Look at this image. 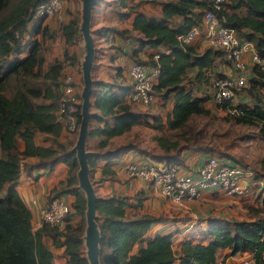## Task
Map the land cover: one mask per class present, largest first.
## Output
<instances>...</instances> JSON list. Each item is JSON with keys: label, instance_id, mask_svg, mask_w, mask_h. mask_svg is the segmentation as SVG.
Returning a JSON list of instances; mask_svg holds the SVG:
<instances>
[{"label": "trees", "instance_id": "16d2710c", "mask_svg": "<svg viewBox=\"0 0 264 264\" xmlns=\"http://www.w3.org/2000/svg\"><path fill=\"white\" fill-rule=\"evenodd\" d=\"M40 1L0 0V191L4 183L15 180L22 166L50 169L54 162L63 161L68 167L66 178L61 185L50 188L49 197L68 192L73 199L62 225L43 223L32 228L30 210L13 185L0 192V264H54L53 254L42 234L53 246H62L65 264H87L81 235L85 195L76 185L77 159L74 149H66L55 139L63 125L67 128L63 118L57 116L62 67L64 63H77L78 66L79 62L74 53L64 49L61 59L53 58L43 65L40 42L51 33L42 23V16H33L34 7ZM140 1L104 0L106 8H115L121 17L132 11L134 14L129 28L101 27L121 35L135 33L141 45L163 44L168 48L147 60L158 67L157 80L152 84L153 93L159 97L162 106L166 101L171 102L164 117L165 129H161L163 125L155 116L150 123L159 130L151 135V139L161 149L160 154H155L158 157L151 159L180 162L178 150L181 148L213 149L203 141L206 136L204 124L194 127L189 122L194 116H213L212 110L204 104L208 99L217 108L225 110L224 114L218 115L220 120L255 126L257 136L264 138V68L253 62L248 86L245 82L236 90L237 99L240 90L246 86L250 102L234 101V97L216 103L210 95L192 93L187 82L192 77L196 81H207L210 75H225L214 69L217 57L226 58L223 51L210 44L197 51L191 43H180L176 38L177 33L190 25L199 24L203 11L208 9L224 26L230 27L238 39L251 42L264 58V0H148L159 4L156 14L137 10ZM32 17L35 19L30 24ZM79 20L77 12L59 22L64 42L73 43L80 34ZM23 50L25 53L20 54ZM112 85L111 81L92 78L89 95L84 145L89 150L86 155L89 177L96 162L103 159L98 179L113 177L111 164L122 152L130 149L146 152L145 147L133 138L114 145L110 143L111 136L128 132L132 125L149 123L145 115L141 119L132 109L125 95L127 91L116 93L111 90ZM76 97L79 99L75 110L78 124L80 96L77 91ZM36 131L49 134L55 145L36 143L33 138ZM27 156L37 159L25 161ZM258 163L264 173V151ZM95 195L99 264H212L221 250L225 256L247 253L244 262L230 260L227 264H264V189L259 204L248 205L249 217L211 216L201 235L183 238L177 249L172 246L170 231L147 234L151 223L159 220L161 215L126 210L139 206L140 197L131 201L128 195ZM73 214L79 219H74Z\"/></svg>", "mask_w": 264, "mask_h": 264}, {"label": "crops", "instance_id": "0c3cea01", "mask_svg": "<svg viewBox=\"0 0 264 264\" xmlns=\"http://www.w3.org/2000/svg\"><path fill=\"white\" fill-rule=\"evenodd\" d=\"M66 2L67 3H65L64 5L65 6L64 20L70 17V15L74 14V11H72L74 4L73 0H68ZM103 7H106L104 5V0H96L90 15V18L92 17V14L97 15L96 19H94L95 21L94 24H96L94 27L97 28V31L95 30V32H93L94 34L93 33L91 34L94 45L93 59L90 68L91 78L93 79L99 78L105 81H111L113 83V85L111 86L112 91L116 93H122L123 91H127L125 94L127 95L129 89L131 88V79L126 73V66L128 65V63L132 60H136L137 58L146 66L148 70H151L154 65H151L147 60L150 57H155L156 56L155 54H157L158 52L168 51V48L163 44H157L155 46H151L148 44L141 45L134 36L135 33L128 35L125 34L121 35L116 31L110 30L111 27L129 28L134 12L132 11L128 13L126 16L121 17L117 13L115 8H111L110 9L111 14L105 16L104 14L103 15L100 14L105 12V9ZM136 9L146 13L156 14L159 10V4L149 2L148 0H142L137 5ZM95 10H99L97 11L98 13L97 12L94 13ZM101 18L102 21L99 22ZM34 19L35 18L32 17L29 23L31 24L32 20ZM41 19H42V23L47 25L48 30H50V28L54 29L53 32H51V34L52 33L54 34V32H56L57 34L55 35V37L58 39L54 41L56 45L53 53L48 57H44L45 58L44 63H46L47 61L53 58L61 59L64 49H67L69 53H74L78 58L77 50L73 49L74 46L73 43L64 42L62 33L60 32L59 21H57L51 16H44L43 18L41 17ZM101 26L102 27L107 26L110 29L105 30L102 29ZM99 28L100 30H98ZM36 37L37 38L40 37L38 33L36 34ZM195 38L196 40L192 44L195 50L201 51L204 47L209 45L202 33L196 35ZM43 41H45V37L43 38ZM24 53H25L24 50L20 52V54H24ZM243 59L245 61L246 67L248 66L247 63H249V66L252 65L253 62L250 57L249 49L244 50ZM228 63L229 62L227 61L226 58L222 59L217 57L214 61V69H216L217 71H221L222 74L231 75L232 70L230 64ZM70 65L72 64L64 63L61 74L70 73L74 79L75 75L73 74L74 73L73 69L69 68ZM76 66L77 63L74 64V67ZM261 67L264 68V64ZM188 72L189 74H191V70H189ZM157 77H158V72L153 78V83L157 80ZM211 78L212 76L210 75L207 81H202V80L196 81V79L192 77L191 80L188 81L187 83L190 85V90L192 93L196 95L206 94L209 96L211 91V87H210ZM77 82H78L77 80H74L75 83L74 85L76 91L78 92L80 91V85ZM155 98L156 95L153 93L152 100L150 101V103H152V101H154ZM160 103L161 101H159V104ZM168 103L170 108L171 102ZM131 107L132 109H134V111L140 114L141 119L145 117L146 121L149 122L145 125L143 124V126L146 128L145 131L149 132L148 141H150V145L146 147V152H139L137 150L130 149L122 152L118 157H116L111 164V167L114 170L113 177L105 176L99 179L97 178L100 174V164L103 162V159L98 160L96 162L95 168L90 173L91 183L94 189V193L97 195L98 194L128 195L130 196L131 201H134L137 197L138 198L140 197L141 204L139 206H137L136 208L128 207L126 210L129 211V213L134 212V213H149L152 215H161V218L159 220H155L151 223L147 231V234L151 235L155 232L162 233V232L170 231L172 235L171 240L172 242L177 244L178 247L179 241L182 240L183 238L189 237L190 235L196 238L197 236L201 235L202 233L201 230L205 228L207 220L203 225L197 226V228L196 227L191 228L190 223H187L184 224L182 228L176 229V227L178 226V222L174 220L170 221V219H166L167 218L166 215L168 214L166 210H167V206H169L168 208L170 210V208H172L173 206V203L175 207V204L177 205L178 202L170 201L168 198L158 193L150 183L144 181L143 179L137 176H129L126 174V172L124 171V165L126 163L130 161L142 162L151 159L153 156L158 157L155 154L161 153V149H159L158 146L155 144L154 140L151 139V135L159 132V130H157L156 127L150 124L154 116L160 119L163 125L161 129L162 130L165 129V124H164L165 115L164 117H161L159 114L154 113V111L152 112L144 111L141 108V105L137 103H131ZM169 108H167V110H169ZM134 126H137V124L132 125L129 130H132ZM138 126H142V125H138ZM73 133H74L73 130H69L65 127V125H63L60 128L59 133L55 136V139L56 141L61 142L66 149L67 148L69 149L72 148L75 141L74 140L75 137ZM112 137H114V135L111 136L109 139L111 140ZM33 138L34 141L39 144H50V143L54 144V140L50 137L49 134L45 132L36 131ZM146 140L147 139H141L139 145L145 147V145L142 144V141H146ZM178 154L181 160L180 163H182L185 167L189 169H194L201 163V161L208 154H214V153H212L211 151H206L203 149H198L190 146L179 149ZM214 155L224 163H239L223 155H216V154ZM36 159L37 158L34 156H27L25 157L24 160L32 162ZM239 164L248 166V168L250 169L251 177L256 179L259 178L264 179V173L259 168L255 169L247 165L246 163H239ZM67 168H68L67 165L63 161L54 162L50 169L40 167L37 165L33 167L22 166L19 169L18 175L16 176L15 180L10 183L9 182L4 183L0 192H3L7 186L12 184L13 188L17 191L22 201L30 210L32 228H38L40 227V224H37L35 222V219L38 218L40 209L50 198L49 190L50 188L54 186H59L64 182V178L67 173ZM254 182H255L254 190L249 191L248 194L246 195H232L222 190L211 189V188L203 189L200 191V193L202 192L216 193L217 195L230 196L236 200H243V201H249L250 203H254L263 194V185H262L263 182H256V181ZM57 196L62 198L67 203L70 209V205L73 199L72 195L68 192H59ZM72 216L74 217V219L79 218V216L76 214H73ZM168 223L171 224L172 226L168 227L166 230H162L161 227L165 226ZM188 228L191 229L188 230ZM42 237L45 240L49 249L51 250L52 254L54 253V251L57 250L59 257H62L64 260L65 257L64 254L62 253V246H53L48 239L46 240L45 235L42 234ZM235 255H238V253L233 254L231 256L233 257ZM53 257H55V255Z\"/></svg>", "mask_w": 264, "mask_h": 264}, {"label": "built area", "instance_id": "2783aa9c", "mask_svg": "<svg viewBox=\"0 0 264 264\" xmlns=\"http://www.w3.org/2000/svg\"><path fill=\"white\" fill-rule=\"evenodd\" d=\"M215 2L218 0H214ZM34 17L52 16L57 21L63 19L61 0H42L34 7ZM202 33L208 44L220 48L231 62V75L214 76L210 82V98L220 103L223 100H233L237 88L245 84L246 64L243 52L250 51L252 62L260 66L264 58L253 48L251 42L240 40L230 27L224 26L215 14L205 9L199 24L190 25L185 31L176 34L180 43H190L196 35ZM156 55V54H155ZM158 67L148 70L139 60H132L126 66V73L131 79V88L127 98L131 103L148 105L152 100L153 78ZM70 73H63L60 94L57 103V116L66 122L67 129L76 130V88ZM124 171L129 176H137L150 183L155 190L173 202L194 197L206 188L219 189L232 195H246L254 190L256 182L264 179L253 178L250 169L239 163H224L214 154H208L194 169L185 167L180 162L167 160L130 161L124 165ZM68 210L67 203L58 196H51L39 211L37 224L48 226L62 225ZM243 262L245 258L241 259Z\"/></svg>", "mask_w": 264, "mask_h": 264}, {"label": "rangeland", "instance_id": "374dc122", "mask_svg": "<svg viewBox=\"0 0 264 264\" xmlns=\"http://www.w3.org/2000/svg\"><path fill=\"white\" fill-rule=\"evenodd\" d=\"M68 0H61V12H63V16L65 13V3ZM73 9L74 14L78 12V16L80 19V1L79 0H73ZM105 12L100 13L101 15H109L111 14V8H106ZM97 9V8H96ZM99 10H95L94 13H96ZM98 13V12H97ZM73 14V15H74ZM52 17V16H51ZM97 15L92 14V17L90 18V29L92 33L94 32V27L96 24L92 23V20L96 19ZM54 18V17H53ZM55 19V18H54ZM102 21V18L99 20V22ZM53 28H50L48 30L50 33L53 32ZM48 32V33H49ZM57 33L54 32L50 36L45 37V41L40 42L39 51H41L44 55V57L50 56L54 49L56 43H54L55 40H58L55 35ZM94 34V33H93ZM196 38L191 40V44L194 43ZM73 49L77 50V56L79 58V61L81 62L83 53H84V47H83V39L81 36V33L78 34L75 37V40L73 42ZM69 49V48H68ZM70 50V49H69ZM71 51V50H70ZM225 56V55H224ZM77 58V61H78ZM45 59V58H44ZM223 59V58H222ZM78 61V62H79ZM229 61V60H228ZM230 63V62H229ZM228 63V64H229ZM248 66L246 67V86H248V75L250 73V66L249 63H247ZM43 65L44 61H43ZM231 66V63H230ZM70 69H73V74L75 75L74 80H77L80 85V88L82 86V79H81V69L80 64L78 66L74 67V65L69 66ZM231 70L233 73V69L231 66ZM69 72V71H68ZM231 73V74H232ZM91 75V70H90ZM245 87H243L239 94L237 95V99L246 100L247 102L251 101V97L246 94ZM79 92V91H78ZM236 97L234 101L237 100ZM79 101V99H78ZM159 97L156 95V98L152 103L149 105L143 106L141 105V108L144 111H154V113L159 114L161 117H164L166 112L168 111L167 108H169V101L165 102V105L159 104ZM205 104L212 110L213 116H194L189 118V122L194 127H199L201 124H204L206 136L203 138V141L206 142L208 145H211L213 147L212 150H210L212 153L216 155H223L230 159H233L239 163H246L247 165L258 169V159L261 153L264 151V138H259L257 136V129L255 126L246 125V124H236V123H230L223 120H220L218 118V115L224 114L225 110H221L216 107V105L211 101H205ZM143 106V107H142ZM142 125V126H138ZM145 125V124H144ZM145 127L141 123H137V126H134L132 130H129L128 132H123L120 135L116 134L114 137L111 138L110 143L112 145L116 144L117 142L125 141L126 139H134V141L140 143L141 139H147L146 141H142V144L148 147L150 145V141H148L149 138V132L145 131ZM73 135L75 136L76 130L73 131ZM212 133L210 136L209 134ZM208 135V136H207ZM75 140V138H74ZM139 145V144H138ZM85 151H88L84 147ZM146 151V150H145ZM260 169V168H259ZM88 174V172H87ZM66 178V177H65ZM64 178V180H65ZM88 179L91 182V177L88 175ZM76 185L83 191L82 187L78 183V178L76 175ZM92 185V183H91ZM84 193V191H83ZM257 200L254 203H250L249 201H243V200H236L230 196H222L217 195L216 193H206L202 192L194 197L184 198L180 202L175 204L174 203L172 208L169 210V206H167V212L166 219H170L177 221L178 226L176 229H180L184 226V224L190 223L191 228H197V226L203 225L206 220H208L209 217L215 216V217H236V218H247L249 217L250 213L248 210V205L255 206L256 204H259ZM79 219V218H78ZM37 219H35L36 222ZM81 221V220H80ZM83 230L85 226V219L83 215ZM171 224H166L165 226H162V230H166L168 227H171ZM191 228H188L190 230ZM157 229V227H156ZM82 239L84 232L82 231ZM48 238L46 237V240ZM172 245L174 248H178L177 244L172 242ZM82 250L85 253V246L82 241ZM53 263L54 264H64V260L62 257H59L58 251H54L53 256ZM247 253H241L235 256L226 255L224 254V250H221L218 252L216 256L215 262L212 264H227L230 260H240L242 258H246ZM87 258V257H86ZM88 264V260H87Z\"/></svg>", "mask_w": 264, "mask_h": 264}, {"label": "water", "instance_id": "95a60500", "mask_svg": "<svg viewBox=\"0 0 264 264\" xmlns=\"http://www.w3.org/2000/svg\"><path fill=\"white\" fill-rule=\"evenodd\" d=\"M80 20L78 28L82 33L84 53L80 62L82 86L79 91L80 109L79 121L76 129V137L72 149H74L77 159L76 175L78 183L82 187L85 195L84 208V235L83 243L85 246V255L88 264L98 263V238L99 230L95 221V193L88 179V166L86 162V155L89 152L85 151L84 142L87 133L88 116H89V95L92 86V78L90 75V68L93 59L94 45L90 30V15L95 5L96 0H80Z\"/></svg>", "mask_w": 264, "mask_h": 264}, {"label": "bare ground", "instance_id": "6f19581e", "mask_svg": "<svg viewBox=\"0 0 264 264\" xmlns=\"http://www.w3.org/2000/svg\"><path fill=\"white\" fill-rule=\"evenodd\" d=\"M80 31V30H79ZM81 33V32H80ZM81 36H82V33H81Z\"/></svg>", "mask_w": 264, "mask_h": 264}, {"label": "clouds", "instance_id": "9594fccd", "mask_svg": "<svg viewBox=\"0 0 264 264\" xmlns=\"http://www.w3.org/2000/svg\"><path fill=\"white\" fill-rule=\"evenodd\" d=\"M34 16V15H33ZM41 17V16H40ZM43 17V16H42ZM36 18V17H35ZM64 18V17H63Z\"/></svg>", "mask_w": 264, "mask_h": 264}]
</instances>
